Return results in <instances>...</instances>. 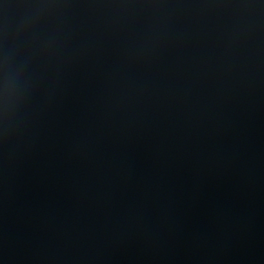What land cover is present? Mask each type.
<instances>
[{"label":"water","instance_id":"1","mask_svg":"<svg viewBox=\"0 0 264 264\" xmlns=\"http://www.w3.org/2000/svg\"><path fill=\"white\" fill-rule=\"evenodd\" d=\"M0 264H264V0H0Z\"/></svg>","mask_w":264,"mask_h":264}]
</instances>
